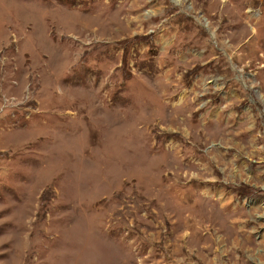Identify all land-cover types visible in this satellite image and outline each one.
<instances>
[{
  "label": "rangeland",
  "instance_id": "obj_1",
  "mask_svg": "<svg viewBox=\"0 0 264 264\" xmlns=\"http://www.w3.org/2000/svg\"><path fill=\"white\" fill-rule=\"evenodd\" d=\"M0 264H264V0H0Z\"/></svg>",
  "mask_w": 264,
  "mask_h": 264
}]
</instances>
